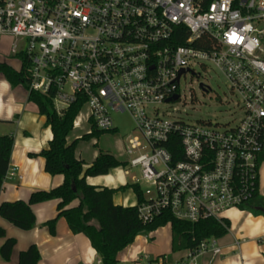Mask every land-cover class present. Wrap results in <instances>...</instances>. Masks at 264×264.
<instances>
[{
	"label": "built area",
	"instance_id": "2783aa9c",
	"mask_svg": "<svg viewBox=\"0 0 264 264\" xmlns=\"http://www.w3.org/2000/svg\"><path fill=\"white\" fill-rule=\"evenodd\" d=\"M2 36L12 38L9 56L29 61V93L50 97L59 115L81 104L72 126L79 138L116 130L112 113L131 116L142 139L128 140L125 154L138 155L125 167L140 168L155 188L138 206L144 223L165 212L223 221L225 211H245L262 195L264 0H0ZM209 66L227 80L241 117L172 118L181 79ZM13 174L9 168L6 178ZM219 250L210 238L184 259L196 264ZM132 264L182 263L162 256Z\"/></svg>",
	"mask_w": 264,
	"mask_h": 264
},
{
	"label": "crops",
	"instance_id": "0c3cea01",
	"mask_svg": "<svg viewBox=\"0 0 264 264\" xmlns=\"http://www.w3.org/2000/svg\"><path fill=\"white\" fill-rule=\"evenodd\" d=\"M5 38L11 37L2 36L0 41ZM9 42L12 41L9 39ZM2 48L0 46V62L14 67L8 60H19L9 56L7 48ZM30 95L26 86L12 85L0 74V135L12 133L14 138L9 162L14 174L3 183L0 203L27 201L35 192L60 185L64 178L62 174L53 175L47 169L44 153L50 150L52 128L46 114L40 111ZM69 136L67 141L71 143L75 139L70 140ZM98 153L99 150L95 151L87 161L76 150V156L84 161V169L92 164ZM86 180L91 185L115 189L113 201L118 205L134 206L138 203L132 184H138L143 194L140 181L134 175L129 176L125 165L112 168L105 175L88 176ZM143 197L145 199L144 194ZM57 204L58 200L34 204L32 208L36 214V224L30 230H22L0 215V227L5 229L8 237L16 240L10 260L5 261L0 256V264H18L20 252L31 244L39 249L38 264H101L88 237L73 233L64 217L58 219L55 234H51L44 225L57 215ZM239 211L231 212L228 233L216 238L219 252L198 255L196 264H264V215L255 216L252 212ZM246 227L250 228L248 234L245 233ZM159 228H162V233ZM159 228L149 234L138 235L132 244L119 252V264H132L136 260L146 263L162 256H166L171 263L193 264L184 259L185 251L171 252L170 225ZM3 242L4 239H0V247Z\"/></svg>",
	"mask_w": 264,
	"mask_h": 264
},
{
	"label": "trees",
	"instance_id": "16d2710c",
	"mask_svg": "<svg viewBox=\"0 0 264 264\" xmlns=\"http://www.w3.org/2000/svg\"><path fill=\"white\" fill-rule=\"evenodd\" d=\"M29 67V61L26 58H23L19 69H15L7 62H0V74L12 85L21 84L27 87ZM30 99L39 105L42 113L46 114L52 128L53 138L50 150L44 153L47 169L53 175L62 174L64 178L60 185L47 191L35 192L27 201L0 203V215L14 226L22 230L32 229L36 224V214L32 206L45 201L58 200L57 215L47 220L44 225L48 227L51 234H55L58 219L64 217L73 233H81L88 237L101 264H119V252L132 244L138 235L152 232L166 225H170L171 228L172 253L194 250L202 241L221 238L228 233L230 229L228 219L217 221L209 218L190 222L177 219L165 212L152 221L144 223L138 216V206L144 201L138 184L131 186L138 197L136 205L115 204L113 201L115 189L91 185L86 179L88 176L105 175L112 168L125 163L110 151L99 150L92 164L84 169V161L76 156L79 140L99 135L102 131L93 130L91 134H86L71 143L67 141L81 104L75 103L59 115L50 97L33 92ZM13 144L12 133L0 135V191L9 170ZM262 161H264V155ZM249 205L255 216L264 215L262 211L264 197L257 191L249 201ZM0 239H4L0 247V256L8 261L16 240L8 237L2 227H0ZM39 261L40 252L35 244L29 245L18 256V264H38Z\"/></svg>",
	"mask_w": 264,
	"mask_h": 264
},
{
	"label": "rangeland",
	"instance_id": "374dc122",
	"mask_svg": "<svg viewBox=\"0 0 264 264\" xmlns=\"http://www.w3.org/2000/svg\"><path fill=\"white\" fill-rule=\"evenodd\" d=\"M9 39L12 41L11 38H5L0 41V46L3 47L2 49L7 48V50H9L11 45ZM8 61L16 68L20 67V63L15 59H10ZM195 72V75L187 74L181 79L179 92L182 95V99L181 101L173 103L169 108L172 112V118H182L184 121L191 123L198 121H210L219 124L235 123L242 114L237 108L236 98L231 94L229 84L225 77L211 66H209L207 70L195 67ZM200 84L208 87L209 90L205 91ZM163 107L168 108L167 105ZM112 119L114 127L116 128L115 131H102L99 135L79 140L77 152L80 153L85 160H90L95 151L98 150L110 151L125 164L129 159L138 155L136 151L134 154L128 156L125 154L124 150L130 138L138 137L142 139L141 133L135 129L134 121L131 116L128 113H112ZM79 134V131H72L69 134V139L73 140L79 138ZM146 151L147 149L144 148L141 150V152ZM126 169L128 170L129 176L134 175L140 181L143 194L146 198L155 194V188L142 179L140 168L128 167ZM259 189L264 196V161L259 168ZM234 210L237 209L225 211L221 217L232 220L231 212ZM246 211L251 212V208H246L244 212ZM159 229V232L162 233V228ZM249 229V227L245 228L246 234H248ZM180 253H182V251Z\"/></svg>",
	"mask_w": 264,
	"mask_h": 264
},
{
	"label": "water",
	"instance_id": "95a60500",
	"mask_svg": "<svg viewBox=\"0 0 264 264\" xmlns=\"http://www.w3.org/2000/svg\"><path fill=\"white\" fill-rule=\"evenodd\" d=\"M181 72H183V71H181ZM200 86L203 87V84H200ZM176 98H177V95H174V96H173V99H176ZM262 211H263V213H264V210H262Z\"/></svg>",
	"mask_w": 264,
	"mask_h": 264
}]
</instances>
